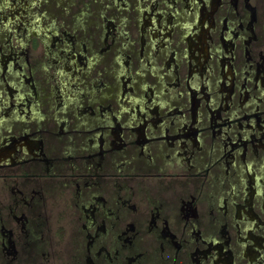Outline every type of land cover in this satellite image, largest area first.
<instances>
[{
    "label": "flooded vegetation",
    "instance_id": "obj_1",
    "mask_svg": "<svg viewBox=\"0 0 264 264\" xmlns=\"http://www.w3.org/2000/svg\"><path fill=\"white\" fill-rule=\"evenodd\" d=\"M4 4L0 264H264V0Z\"/></svg>",
    "mask_w": 264,
    "mask_h": 264
},
{
    "label": "rangeland",
    "instance_id": "obj_2",
    "mask_svg": "<svg viewBox=\"0 0 264 264\" xmlns=\"http://www.w3.org/2000/svg\"><path fill=\"white\" fill-rule=\"evenodd\" d=\"M5 1H7V0H4V1H3V0H0V7L4 5V12L8 10V7H10L11 9H13V12H14V6H13V5H12V6H8V7L5 6V4H4ZM28 1L30 2V1H32V0H28ZM29 10H30L29 12H31L32 8L29 9ZM29 12H28V13H29ZM14 14L16 15L15 12H14ZM25 14H26V11L22 13V16H23V17H27V16H25ZM33 18H34L33 15L30 16L29 21L32 22V21H33Z\"/></svg>",
    "mask_w": 264,
    "mask_h": 264
}]
</instances>
